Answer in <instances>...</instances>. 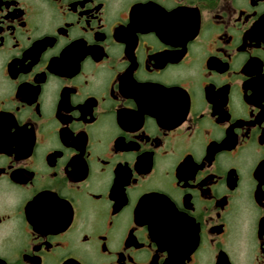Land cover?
Listing matches in <instances>:
<instances>
[{
	"label": "flooded vegetation",
	"instance_id": "flooded-vegetation-1",
	"mask_svg": "<svg viewBox=\"0 0 264 264\" xmlns=\"http://www.w3.org/2000/svg\"><path fill=\"white\" fill-rule=\"evenodd\" d=\"M0 264H264V0H0Z\"/></svg>",
	"mask_w": 264,
	"mask_h": 264
}]
</instances>
